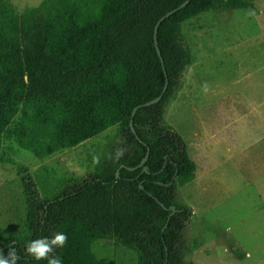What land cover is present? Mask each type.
Returning <instances> with one entry per match:
<instances>
[{
	"label": "trees",
	"instance_id": "trees-1",
	"mask_svg": "<svg viewBox=\"0 0 264 264\" xmlns=\"http://www.w3.org/2000/svg\"><path fill=\"white\" fill-rule=\"evenodd\" d=\"M185 1L43 0L20 13L0 0V150L14 119L19 147L37 158L119 126L94 171L49 193L40 194L28 167L17 165L26 231L0 237V251L16 247L18 264H47L27 256L25 246L57 231L68 237L56 249L62 264H101L92 251L99 240L131 250L136 264H195L186 223L192 211L179 190L195 178L196 164L165 117L191 62L181 23L220 4L254 5L189 0L162 19ZM166 78L162 98L147 105Z\"/></svg>",
	"mask_w": 264,
	"mask_h": 264
},
{
	"label": "crops",
	"instance_id": "crops-1",
	"mask_svg": "<svg viewBox=\"0 0 264 264\" xmlns=\"http://www.w3.org/2000/svg\"><path fill=\"white\" fill-rule=\"evenodd\" d=\"M220 5L219 9L213 7L193 17H201L203 22L223 19L227 8ZM196 29H192L193 34L203 28ZM250 37L218 45L215 50H209L201 37L188 44L191 62L183 74L181 90L169 104L181 101L183 133L178 134L196 164L195 178L180 188L193 185L196 205L185 200L192 210L190 224L199 223L204 244L219 240L224 230L232 232L233 240L239 243L221 251L232 249L238 260L251 257L250 252H264V26ZM254 41L262 52L250 51ZM215 62L226 64L222 90L216 83L218 77L209 74ZM247 64L257 66L256 72L253 69L239 75L240 67ZM247 78L251 83L238 97L232 87ZM226 88L224 96L217 99ZM107 143L99 147V157ZM211 250L215 251L214 247Z\"/></svg>",
	"mask_w": 264,
	"mask_h": 264
},
{
	"label": "rangeland",
	"instance_id": "rangeland-1",
	"mask_svg": "<svg viewBox=\"0 0 264 264\" xmlns=\"http://www.w3.org/2000/svg\"><path fill=\"white\" fill-rule=\"evenodd\" d=\"M10 1L17 11L21 13L27 8L39 5L43 0ZM249 1L253 3L255 8L249 6L238 9L227 8L225 9L226 18L224 17L223 19L203 22L200 19L201 17H192L183 21L181 23V32L185 41L190 44L192 41H198L199 37H201L202 40L208 43L209 50H215L218 45L234 43L238 40H250V35L258 33L264 26V15L261 14L264 10V0ZM220 6L217 5L215 8L219 9ZM222 8L225 7L223 6ZM195 24L201 25L196 26V29L192 27ZM200 27L203 29L194 34L192 33L193 28L198 30ZM255 42L250 51H254L255 53L258 51L262 52V48L258 47ZM254 57L256 59L257 55ZM261 59L264 60V52L261 55ZM255 63L259 64L258 61ZM256 68L257 66L250 64L241 66L239 75L253 69L256 72ZM225 73V63L219 66L215 62V66H212V70L211 68L209 70V74L218 77L216 83L221 90L224 89L225 80L223 77ZM257 73L261 74L262 71ZM250 83L251 78H247L232 88L239 97L242 90L248 89L247 86L249 87ZM227 91L228 89L226 88L223 93L220 92V95H217V99L223 97V94ZM180 102L179 100L177 103L169 106L165 117L174 126V129L179 134H182L183 114ZM15 121L16 119H14L12 125L5 132L0 150V237L9 235L20 236L26 231L27 207L20 176L17 174L18 164L28 167L29 173L34 179L40 194L49 193L54 187L68 179L82 177L94 171L98 163L99 147H103L107 141L111 140L119 129L118 125L111 126L78 145L58 151L44 158H37L31 152L19 147L12 132V126ZM179 196L190 209L191 207L185 200H188L191 205H196L194 202L193 185H187L185 188L180 189ZM200 207L197 208V212ZM190 221L191 219L187 224L188 228ZM198 227L199 223L196 221V224L192 226L190 224V228L187 229V237L192 249L189 257L196 264H264V252H250L251 257H245V260H238L234 255V251L230 248V252H222L224 247L228 248L232 243L236 246L239 243L233 240L232 232L224 230L225 225L222 226L225 234L219 240L211 241L208 244H204L201 240ZM242 236L246 237V234ZM213 247L215 251L211 250ZM92 251L101 264H136V256L131 250L115 246L112 242L106 240L95 242L92 246Z\"/></svg>",
	"mask_w": 264,
	"mask_h": 264
},
{
	"label": "clouds",
	"instance_id": "clouds-1",
	"mask_svg": "<svg viewBox=\"0 0 264 264\" xmlns=\"http://www.w3.org/2000/svg\"><path fill=\"white\" fill-rule=\"evenodd\" d=\"M205 90L207 87L205 86ZM122 154V151L118 155ZM98 162V158H97ZM66 233L57 231L51 237H40L27 242L25 252L35 261H46L47 264H62V259L56 254V249L63 248L67 243ZM20 256L16 247L9 245L7 254L0 251V264H18Z\"/></svg>",
	"mask_w": 264,
	"mask_h": 264
},
{
	"label": "water",
	"instance_id": "water-1",
	"mask_svg": "<svg viewBox=\"0 0 264 264\" xmlns=\"http://www.w3.org/2000/svg\"><path fill=\"white\" fill-rule=\"evenodd\" d=\"M188 2H189V0H186V1L183 2L178 8L174 9L173 11H169L167 14H165V15L162 17V19L168 17V16L171 15L174 11H177L178 9L182 8V7L185 6ZM156 31H157V25H156V28H155V33H156ZM155 46H156L157 52H158V54L160 55V58H161V60H162V62H163V59H162V57H161L160 50H159V48H158V44H157V40H156V38H155ZM165 75H166V77H167L166 72H165ZM167 86H168V80H167V78H166V83H165V86H164V89H163L161 95L158 96L157 98H155L154 100H152V101H150V102H147V105L152 104V103H155V102H158V101L162 98L163 94L165 93V91H166V89H167ZM135 112H136V108H135V109L133 110V112H132V119H131V122H130V127H131L132 132H134V133L136 134V131H135V128H134V122H133V116H134ZM136 137L138 138L137 135H136ZM148 155H149V152L147 153V155L145 156V158L142 160L141 165H143V164L145 163V161H146L147 158H148ZM136 168H137V167H135V169H136ZM144 170H147V168L144 167ZM116 175H117V177H119V172H117ZM140 187H142V186L140 185ZM175 212H176V208L173 206V207H172V214L175 213ZM169 217H170V216H169ZM186 223L188 224V223H189V220H187Z\"/></svg>",
	"mask_w": 264,
	"mask_h": 264
}]
</instances>
